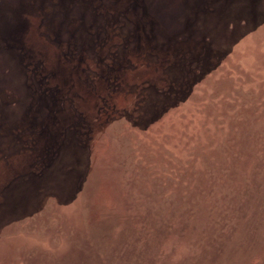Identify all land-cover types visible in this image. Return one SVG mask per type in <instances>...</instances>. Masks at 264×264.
<instances>
[{"label":"rangeland","instance_id":"rangeland-1","mask_svg":"<svg viewBox=\"0 0 264 264\" xmlns=\"http://www.w3.org/2000/svg\"><path fill=\"white\" fill-rule=\"evenodd\" d=\"M0 264H264V0H0Z\"/></svg>","mask_w":264,"mask_h":264}]
</instances>
